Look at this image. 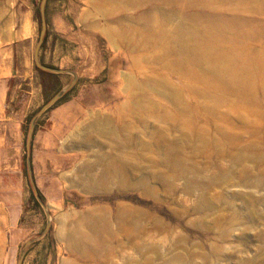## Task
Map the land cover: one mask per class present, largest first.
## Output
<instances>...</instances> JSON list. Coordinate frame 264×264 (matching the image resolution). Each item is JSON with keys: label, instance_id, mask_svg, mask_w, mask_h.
Segmentation results:
<instances>
[{"label": "rangeland", "instance_id": "obj_1", "mask_svg": "<svg viewBox=\"0 0 264 264\" xmlns=\"http://www.w3.org/2000/svg\"><path fill=\"white\" fill-rule=\"evenodd\" d=\"M186 2L16 0L47 96L89 61L110 89L62 140L64 187L25 202L20 242L0 212V264H264V0Z\"/></svg>", "mask_w": 264, "mask_h": 264}, {"label": "crops", "instance_id": "obj_2", "mask_svg": "<svg viewBox=\"0 0 264 264\" xmlns=\"http://www.w3.org/2000/svg\"><path fill=\"white\" fill-rule=\"evenodd\" d=\"M15 4L0 0V212H7L9 225L16 229L14 239L20 242L25 202L30 195L38 198L48 192L49 177L64 187L71 155L62 140L78 126L83 111L107 103L110 88L106 79L94 77L100 67L89 61L80 71L74 65L66 70L69 83L47 96V70L34 57V28L24 27L27 19L31 24L34 19L26 17L29 12L18 16ZM70 88L74 95L59 99Z\"/></svg>", "mask_w": 264, "mask_h": 264}, {"label": "bare ground", "instance_id": "obj_3", "mask_svg": "<svg viewBox=\"0 0 264 264\" xmlns=\"http://www.w3.org/2000/svg\"><path fill=\"white\" fill-rule=\"evenodd\" d=\"M111 1H115V0H95V2L96 3H98L99 4V6H103V5H106V3H108V2H111ZM170 2H171V4L172 5H181L183 8H186V4H187V2H186V0H170ZM103 8V7H102ZM108 17H110L109 15H107ZM107 19H109V18H107ZM169 20H171L172 21V16L170 17V19ZM167 22H169V21H167ZM199 30H201V29H199ZM199 30H197V31H199ZM175 33H176V35H182V34H185V31H186V28H185V23H184V20H182V24H180V25H176L175 26ZM200 32V31H199ZM198 33V32H197ZM202 33H204V32H202ZM194 34V33H193ZM199 34V33H198ZM194 35H196V37L198 36L197 34H194ZM191 36V35H190ZM201 36V35H200ZM199 37H197V48H200V49H204V47H207L208 46V44H207V46H206V42L202 39V40H200V39H198ZM207 41V40H206ZM173 44V46L176 48V49H182V51L183 52H186L187 51V45H188V42H186L185 40L184 41H182V43L181 44H179L178 43V40H176V42H173L172 43ZM115 46H116V44H114ZM179 46H180V48H179ZM206 50V49H205ZM204 50V51H205ZM217 56V55H216ZM214 57V56H213ZM218 57V56H217ZM221 57V56H220ZM187 58V57H186ZM205 58V57H204ZM203 58V59H204ZM183 59H185V58H183ZM188 60H190V58H187ZM202 59V60H203ZM213 59V58H212ZM177 59H175V61H176ZM192 60H194V59H192ZM192 60H190V61H192ZM205 60V59H204ZM178 62H179V60H177ZM201 61V60H200ZM218 61H220V60H218ZM178 62H176V63H178ZM180 63V62H179ZM178 63V64H179ZM127 81H128V85L127 86H129L130 88L131 87H133V86H138V84L137 83H135V82H133L132 81V79H131V77H127ZM129 87H128V89H129ZM173 94L175 95V96H177V91H176V89H174L173 88Z\"/></svg>", "mask_w": 264, "mask_h": 264}, {"label": "water", "instance_id": "obj_4", "mask_svg": "<svg viewBox=\"0 0 264 264\" xmlns=\"http://www.w3.org/2000/svg\"><path fill=\"white\" fill-rule=\"evenodd\" d=\"M19 263H20V261H19Z\"/></svg>", "mask_w": 264, "mask_h": 264}]
</instances>
